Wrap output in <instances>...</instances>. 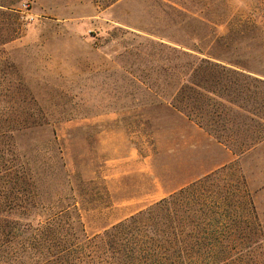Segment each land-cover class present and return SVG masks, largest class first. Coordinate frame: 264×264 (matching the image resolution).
<instances>
[{
  "label": "rangeland",
  "instance_id": "374dc122",
  "mask_svg": "<svg viewBox=\"0 0 264 264\" xmlns=\"http://www.w3.org/2000/svg\"><path fill=\"white\" fill-rule=\"evenodd\" d=\"M180 51L264 78V0H0V117L44 122L17 143L39 199L75 202L88 234L224 166L213 195L239 185L264 225V128L238 156L161 104Z\"/></svg>",
  "mask_w": 264,
  "mask_h": 264
},
{
  "label": "trees",
  "instance_id": "16d2710c",
  "mask_svg": "<svg viewBox=\"0 0 264 264\" xmlns=\"http://www.w3.org/2000/svg\"><path fill=\"white\" fill-rule=\"evenodd\" d=\"M12 5L6 7L14 11ZM180 52L189 60L172 64L178 76L166 82L160 103L238 156L262 141L256 131L264 128V96L249 83L264 85V78L213 53ZM43 124L0 117V264H264V225L249 192L237 185L213 195L227 166L88 234L75 202L39 199L16 135ZM234 204L238 209H229Z\"/></svg>",
  "mask_w": 264,
  "mask_h": 264
},
{
  "label": "crops",
  "instance_id": "0c3cea01",
  "mask_svg": "<svg viewBox=\"0 0 264 264\" xmlns=\"http://www.w3.org/2000/svg\"><path fill=\"white\" fill-rule=\"evenodd\" d=\"M231 158H232V153L231 151L228 150L227 156L226 154L224 155L223 161H221V163H225L227 160H231Z\"/></svg>",
  "mask_w": 264,
  "mask_h": 264
}]
</instances>
